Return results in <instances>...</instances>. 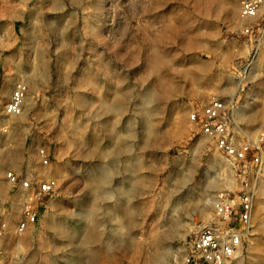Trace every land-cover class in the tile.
Returning <instances> with one entry per match:
<instances>
[{
	"label": "rangeland",
	"instance_id": "1",
	"mask_svg": "<svg viewBox=\"0 0 264 264\" xmlns=\"http://www.w3.org/2000/svg\"><path fill=\"white\" fill-rule=\"evenodd\" d=\"M243 1L0 0V197L9 169L37 168L59 187L35 229L0 240V264H183L233 186L190 111L244 95L241 134L264 133V40L249 62L240 31L213 18ZM17 46L30 57L20 73ZM29 74L49 77L29 95V119L5 116ZM253 223L232 264H264V167Z\"/></svg>",
	"mask_w": 264,
	"mask_h": 264
},
{
	"label": "built area",
	"instance_id": "2",
	"mask_svg": "<svg viewBox=\"0 0 264 264\" xmlns=\"http://www.w3.org/2000/svg\"><path fill=\"white\" fill-rule=\"evenodd\" d=\"M261 3L243 1L241 16L255 18ZM243 34L252 36L253 31L247 28ZM28 92L23 80L15 82L4 107L5 116H21ZM238 105L233 99L213 98L189 113V121L231 167L233 186L214 197L212 218L190 240L183 264H232L253 230L254 204L263 178L264 133L255 140L244 139L242 128L235 121ZM36 157L40 167L49 166L50 155L45 147L36 150ZM4 179L9 188L0 197V240L11 232L21 236L35 229L43 207L59 189L56 178L45 177L37 168L9 169Z\"/></svg>",
	"mask_w": 264,
	"mask_h": 264
},
{
	"label": "crops",
	"instance_id": "3",
	"mask_svg": "<svg viewBox=\"0 0 264 264\" xmlns=\"http://www.w3.org/2000/svg\"><path fill=\"white\" fill-rule=\"evenodd\" d=\"M240 11H241V9L238 10L236 16H230V15L226 14V12L214 11V12H216L218 14H215L213 16V18L219 19V22H222L223 25L226 26L229 30L240 31L239 34H237L238 37L235 39V43H238L240 47L241 46L249 47V52H248V56L247 57L250 59L249 60V62H250L253 58H255L254 57L255 56V49H256V46H257V44H255V43L256 42L260 43L261 42V38H262V40H264V4L261 5V7L259 9V13H258V15L255 18H244V17L241 16ZM208 17H210V15ZM247 28H249V29H251L253 31V35L252 36H246V35L243 34V31L245 29H247ZM263 43H264V41H263ZM240 52H241V54H243L242 50ZM9 57H10V60L12 59V60L16 61L15 65L13 66V68H14V70L16 72H19V73L22 72L23 70H25L23 64H20L19 62L30 59V57L27 54H24L18 46L16 47V51L12 55H10ZM29 75L30 76L26 77L25 81L23 80L28 85L29 92H28L27 99H26V101L24 103V106H23V112L21 114V117L22 116L23 117L26 116L27 119H29V108H28L29 95L30 94H35V90H38L40 88H43L44 86H47V84L49 82V77H47L44 81L40 82V80H39V84H37L36 83L35 74L34 75L29 74ZM20 77H21V74H20ZM20 79L21 78L17 79L16 81H19ZM239 79L240 78L238 77V78L235 79V81L236 82L241 81V79L240 80ZM252 80L253 79H251V81ZM15 82H14V84H15ZM14 84H13V87L11 88V90H10V93L8 95V98H7V101L9 99V97H10V94H11L13 88H14ZM39 86H40V88H39ZM241 91H243V90H241ZM237 102L239 104L238 105V107H239L238 114L241 117L240 108H245V103H246L245 96L242 95L240 100L238 98ZM33 105L34 106H32V107H35V102H33Z\"/></svg>",
	"mask_w": 264,
	"mask_h": 264
},
{
	"label": "bare ground",
	"instance_id": "4",
	"mask_svg": "<svg viewBox=\"0 0 264 264\" xmlns=\"http://www.w3.org/2000/svg\"><path fill=\"white\" fill-rule=\"evenodd\" d=\"M149 98L148 97H146V100H148Z\"/></svg>",
	"mask_w": 264,
	"mask_h": 264
}]
</instances>
